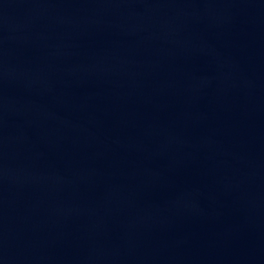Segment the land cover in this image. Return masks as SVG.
Masks as SVG:
<instances>
[{
    "label": "water",
    "instance_id": "1",
    "mask_svg": "<svg viewBox=\"0 0 264 264\" xmlns=\"http://www.w3.org/2000/svg\"><path fill=\"white\" fill-rule=\"evenodd\" d=\"M0 264H264V0L0 123Z\"/></svg>",
    "mask_w": 264,
    "mask_h": 264
}]
</instances>
